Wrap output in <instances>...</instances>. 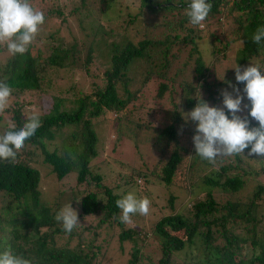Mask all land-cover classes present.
Instances as JSON below:
<instances>
[{
  "label": "trees",
  "instance_id": "obj_1",
  "mask_svg": "<svg viewBox=\"0 0 264 264\" xmlns=\"http://www.w3.org/2000/svg\"><path fill=\"white\" fill-rule=\"evenodd\" d=\"M208 2L212 7L203 27L189 22L186 10L190 0H136L123 3L121 8L114 0H78L65 16L64 6L57 4L43 11L44 24L23 55L12 56L0 47V82L12 89L10 107L0 114V135L11 123L22 127L33 114L29 107H34L41 119V127L25 142L16 162L0 161V196L6 199L0 215V252L11 249L32 264H103L98 256L105 242L102 233L117 226L118 252L107 264H264V226H260L262 214L256 213L264 204V185L255 182L242 202L237 195L244 187L243 177L250 175L248 170L240 172L239 167L227 163L229 157L210 164L195 154L193 143L188 149L178 145L179 134L185 133L188 141L194 134L195 125L190 129L181 124L190 123L186 114L199 96L210 106L223 107L219 88L231 79L217 81L215 65L227 59L233 67L264 64V43L252 42L256 29L264 26V0ZM113 7H117L116 14L110 18L122 23L124 34H118L121 40L110 43L112 31H106L101 23L107 21ZM79 13L88 20L91 38L73 40L62 47L59 30L51 32L49 22L55 19L62 24L66 17H78ZM79 26L86 28L82 23ZM101 43L108 45L109 55L102 73L93 80L90 68ZM199 43L205 45V53ZM75 73L77 81L71 78ZM82 80L85 87L80 89ZM231 85L244 87L236 81ZM143 90H150L149 97L144 94L145 101L140 102L144 104L137 105ZM164 99L169 100L172 110H161L165 123L149 139L148 148L153 150L150 166L123 165L120 169L121 162H117L115 176L104 180L91 168L97 156L94 125L109 112L114 116L111 126L118 132L123 121L131 132L150 131L156 124L145 117L160 110L153 107H159ZM133 145L135 148L137 143ZM183 154L191 157L186 174L198 173L182 188L187 200L175 209L176 196L168 194V212L163 214L161 205L151 204L148 215L158 217L146 227L148 215L136 214L131 224L122 223L115 201L128 192L138 199L147 197L138 189L157 183L159 189L170 192L185 161ZM38 164L45 165L57 181L73 176L77 192L73 188L71 198L79 208V222L87 225L79 224L70 234L65 233L55 220L65 202L50 207L40 202ZM133 185L137 190H131ZM80 228L92 241L99 240L98 245L92 241L87 248L81 242L73 247L54 243L53 236L70 240ZM149 236L155 241V257L141 253Z\"/></svg>",
  "mask_w": 264,
  "mask_h": 264
},
{
  "label": "clouds",
  "instance_id": "obj_2",
  "mask_svg": "<svg viewBox=\"0 0 264 264\" xmlns=\"http://www.w3.org/2000/svg\"><path fill=\"white\" fill-rule=\"evenodd\" d=\"M211 7L208 0H190L186 10L189 22L203 27ZM44 21V12L34 8L30 0H0V47L12 56L23 55L37 38ZM252 42L264 43V26L256 29ZM232 69L236 82L244 85L243 96L239 88L229 84L231 92L221 91L223 107L210 106L199 96L194 108L186 114V119L195 125L192 136L195 154L213 165L218 158L245 156V150L247 157L264 158V64L250 63L246 67L235 64ZM11 93L12 89L0 82V114L10 107ZM245 97L247 104L242 103ZM245 110L247 115H238ZM249 117L258 122V126H250ZM39 127L41 119L37 113L31 114L20 128L15 123L9 124L0 135V161L14 164L25 142ZM115 204L120 209L119 219L125 224L132 223L133 215L147 216L151 207L147 197L138 199L132 192L117 199ZM55 220L68 234L80 224L77 211L70 203L56 214ZM0 264H32V261L6 248L0 252Z\"/></svg>",
  "mask_w": 264,
  "mask_h": 264
},
{
  "label": "rangeland",
  "instance_id": "obj_3",
  "mask_svg": "<svg viewBox=\"0 0 264 264\" xmlns=\"http://www.w3.org/2000/svg\"><path fill=\"white\" fill-rule=\"evenodd\" d=\"M64 1L65 2L63 4L62 3L63 0H42V1L34 0L32 6L36 8L37 10L45 11L49 9L50 7H55L57 4H59V6H64L62 9H63V14L65 16L67 14V11L74 4L76 5L78 4V0H75L73 2H68L67 0H64ZM129 1H131L132 3L134 2L136 3V0H114L113 4H115L116 6H120L121 8V5L123 3L125 4L126 2L128 3ZM116 9L117 7H113L111 10H109L107 21L105 22L103 21L101 23L102 25L105 26L106 31L108 30L112 31V33L109 35L110 37H108L110 43L112 41L116 42L118 39L121 40L122 37H119V35L121 36L124 34L123 32H121L122 27H123L122 23L119 24L117 20H112L113 18H110V16H113L116 14ZM80 23L86 26V28L84 29V27L82 26V29H81L79 26ZM87 23H88V20H86L82 16V14L79 13L78 17L76 16L66 17V21L62 24H59L58 20L51 19V21L49 22V28L51 32L55 31L56 29L59 30L58 32L59 38L63 39L61 46L64 47L65 46L64 43L69 44L73 40H79L80 42H84L85 40H88L89 38H91L90 37L91 31L87 27L86 25ZM215 32L216 34H219L218 30H216ZM44 37L45 36L42 33L41 38H44ZM107 48H108L107 44L101 43L98 51L95 50L96 61L93 62L90 68L91 70H93L91 73V76H93V80H97L98 76H100V74L102 73V68L106 63L105 56L109 55V51L106 50ZM199 48L201 49L203 53L206 52V47L203 43H199ZM94 49H96L95 46H94ZM103 49H104V52L102 54L101 50ZM232 68H233V64L230 59L221 61L219 64L215 65L214 74H215L216 80L220 81V80H223L225 77H229L231 79V82L236 81L235 72L233 71L234 69ZM73 75L75 77L72 76L71 78H73L74 81H77L78 80L77 76L79 75L77 73ZM86 80L88 82L90 78L86 77ZM231 82L229 84H231ZM229 84L226 87L222 86L221 88H219L220 94L222 90H227L229 92L232 91V88L229 87ZM82 87L83 88L85 87L84 80H82L80 89ZM239 89L241 90V95L243 96V91H242L243 88H239ZM150 90H143V95L140 96V99L137 105L144 104L140 102L145 101V98H144L145 95L149 97ZM242 103L243 104L249 103L246 97L244 98ZM137 105L136 107L138 108ZM249 107H250V104H249ZM153 108L160 109V110L152 112V116L150 115L148 117L144 116V112L138 111L139 114L141 113L140 116L145 117L146 121H148L150 124L151 122L156 124L155 126H152V129H150V131H146L143 129H136L134 130V132H131V130L130 131L128 130L130 129V126L125 125L126 123L125 121H123V122H120V132H118L117 130H115L114 126H111L112 122L114 121L111 118H113L114 116L112 113L109 114V112H106L104 116L102 117L103 119L98 120V123L94 125V129H95V132L98 138L97 145H96L97 156L91 161V168L101 173L104 180L115 176L113 172L115 168L119 167L116 164L117 162H121L120 169L123 168V165H125L127 168L130 166H133L135 168H145V166H148V167L150 166V159L153 156V152H152L153 150H151V147L148 148V144L150 143L149 139L154 138L157 135L158 130L161 127L160 125L162 123H165L163 116H162L163 113L161 112V110L162 111L172 110V105L170 104L169 100L164 99L163 103L159 105V107L154 106ZM29 109L33 113L36 112L34 107H29ZM142 110H145V108H143ZM150 113L151 112H149V114ZM125 115H126V112L123 114V116ZM238 115H247V110H245L244 113H240ZM185 120L186 119H184V121ZM249 121H250V126H252L253 124H258V122L252 120L251 117H249ZM187 124L188 125L181 124V126H187V128L190 127V129H192L194 126V123H192L191 121H187ZM0 127H3V126H0ZM187 130L185 129V131ZM184 134L185 133L179 134L180 137L178 139V145L180 147L188 149L190 144L192 143L191 142L192 137L187 136L189 139L188 141L186 137H183ZM134 142L137 143L135 148L133 145ZM245 156L229 157L228 159L229 161L227 162V163H231L232 166L239 167L240 172L245 169L250 172V175H245L243 177L245 179V184H244L243 189L237 195L238 199L243 200L242 202L246 201L244 199L247 197V195H250L251 190L255 186V182H258V184L262 186L264 185V158H257L254 156L247 157V150H245ZM183 159H185V161L181 163L179 170H178V175L175 174L173 178L174 185L172 186V190L170 192H165V190L167 189H162V188L159 189L158 187L160 184L158 183L152 184V186L147 187V188L142 187V189H138L145 196L151 199L152 205H155V204L161 205L162 206L161 209L164 210L162 211L163 214L168 212L166 208L168 194H173L174 196H176V200L174 201L173 206L175 209H177L180 203L187 200L186 190H183L182 188L187 187L188 185L187 183L188 181H190V178L195 179L198 176V173L194 175L186 174L185 168L191 162V157L183 154ZM36 160L37 162H39V159H36ZM36 169L39 172V176H40V181H39V186H38V189L40 192V195H39L40 202L50 207L55 203L59 205V201L62 200L63 203L65 202V205L70 203V206L74 210H76L78 213L79 208H77V205L75 203L76 200L74 202L72 201V198H71L72 197L71 190L74 188V190L77 192L75 185H74L75 183H74L73 176L68 177V178H63L61 181H57L53 177V175L48 173V169L45 165L38 164ZM136 188L137 187L133 185V187H131V190H137ZM2 197L3 196H0V215H1V208L6 204V199ZM256 213L262 214V224H260V226H264V204L263 205L260 204L259 209L256 210ZM157 217L158 216H154V215L150 217V215H148V217L146 218H150V219L147 223H144V227L148 225L150 220L155 219ZM145 219H143V221H146ZM80 225H87V223L80 222ZM141 225H143V223H141ZM137 226L138 225L134 223V227L137 228ZM118 232H119V229L117 228V226H111L110 228L108 227L104 229L102 233V236L104 237L105 242H107V244L103 242L102 244L103 246L100 248V252L98 256L101 258V262L103 264H107V262H110V258H112L113 255H116L118 252V245L115 240ZM66 238L67 237L63 235L53 236V240L56 246L67 245L69 247H73L78 242H81L87 248V245L89 246L90 241H92L90 235L86 231L82 230L81 228L76 231L75 238L70 239V240H67ZM97 242H100V241L95 239L92 241V244L96 246L98 245ZM145 244L147 245L144 248H142V251H141L142 255L145 257L147 256L155 257L157 255V252L154 251L155 241L153 240L151 236L147 237ZM246 255L248 256L249 254L247 253ZM142 262H146V260H142Z\"/></svg>",
  "mask_w": 264,
  "mask_h": 264
}]
</instances>
